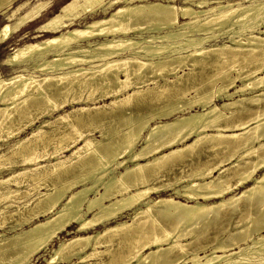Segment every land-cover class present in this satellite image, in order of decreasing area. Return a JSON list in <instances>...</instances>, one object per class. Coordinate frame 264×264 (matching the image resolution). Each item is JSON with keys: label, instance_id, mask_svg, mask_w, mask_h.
<instances>
[{"label": "bare ground", "instance_id": "6f19581e", "mask_svg": "<svg viewBox=\"0 0 264 264\" xmlns=\"http://www.w3.org/2000/svg\"><path fill=\"white\" fill-rule=\"evenodd\" d=\"M17 2L0 0V15L15 20L0 27V44L52 5L40 1L17 18L29 4ZM225 28L228 41L210 45ZM35 30L50 36L2 60L13 74L0 75V227L20 221L0 233V264H33L47 250L44 264L104 255L97 264H246L253 255L264 264V113L247 116L264 112V0H70ZM82 92L85 102L99 92L110 103L44 120ZM40 119L28 137L6 144ZM49 126L66 132L49 135ZM209 152L183 186L172 188L181 178L150 183ZM212 156L221 158L210 165ZM25 181L31 189L22 195L13 187ZM17 195L22 203H4ZM254 204L261 209L244 216L240 236L209 252L189 249L220 215ZM169 219L172 230L162 222ZM73 226L76 235L50 249ZM185 236L190 243L180 242Z\"/></svg>", "mask_w": 264, "mask_h": 264}, {"label": "rangeland", "instance_id": "374dc122", "mask_svg": "<svg viewBox=\"0 0 264 264\" xmlns=\"http://www.w3.org/2000/svg\"><path fill=\"white\" fill-rule=\"evenodd\" d=\"M23 1H27V0H19V2L15 3L13 5V7L16 6V5H18V4H20ZM40 1L43 2V1H46V0H28L29 4L26 6V8L22 9L17 14L16 17L18 18L19 15L23 14L26 10L32 9ZM50 1H51L52 5H51V7H49V9L47 10V12L43 13V16L39 17L35 22H33V23L27 25L26 27H24L17 34H13L8 42H6L4 44H0V75L3 77V79H9L12 76V74H13V71H11V69L9 68V66H7V65L4 66L2 64V60L11 53V50L10 49H12L13 47L21 46L23 44L38 42V41H41V40L49 37L50 35H44L43 33L39 32L38 30H35V28H37L38 25H41V23H43L46 19H48L49 17H51L53 14L57 13L58 10H59V8L62 5L68 3L70 0H50ZM177 4H179V2ZM88 20H89L88 18L87 19L80 20L77 23H75V25L76 26H81L83 23L87 22ZM14 21L15 20L9 21V20H7L5 18V15H0V27L3 26V25H5V24H7V23L13 24ZM234 29H237V28L234 27ZM231 32H232V28H225L222 32L216 33V34H220L221 37H219L216 41L209 42V44L210 45H213L215 43L220 44L221 42L228 41L227 34H230ZM37 34L38 35L41 34V35L38 37V36H36ZM133 34H135V33H131L130 35H133ZM204 76L205 75H203L199 79L203 78ZM163 83H164L163 80L158 82V84H161V85ZM236 85H239V83L236 84ZM189 95H192V94L189 93ZM86 97H87V93L86 92H82V95L80 96V100H82V101H80V102H78L76 104H72L71 101H72L73 96H72V94L71 95L69 94L68 97H67L68 98L67 100H69L70 103L67 104L61 110H59L58 112H55L52 116L47 117V118H44V120H50L51 118H56L58 115L62 114L63 112H69L72 109V107L73 108H77V107H85V106H87V107H90V106L91 107L92 106H103V104L104 105H108L110 103V98L109 97H107V98L106 97H103L102 98L101 97V94H100V98H99V92H96L94 94V96H93L94 97V100L93 101H90V102L89 101H87V102L83 101V99L86 100ZM248 97H249V95H248ZM234 99L236 100L237 98H234ZM224 102L225 101H223V100H218V101H215V104L219 107ZM163 103H165V102H159V103L157 102V105L156 106H158V104L159 105H162ZM136 104H137L136 102L132 103L127 109L128 110L130 109V111L136 109V107H137ZM154 106H155V104H154ZM154 106L152 105V107H150V109L154 110V109L157 108V107H154ZM197 108L198 107H196V110H197ZM150 109H148V110H150ZM259 110L254 109V110L250 111L249 114H247V116L248 115L249 116H253V115H256V114H262V113H264L262 110H260V111ZM42 120L43 119L38 120L37 123H35L33 126L27 128V129H25L22 133L18 134L17 136H14L13 138L8 139L6 144H8V143L10 144L13 141H15L16 139H23V138L28 137L31 134V132L37 126H39V124L41 123ZM156 122L157 121L151 123V125H153ZM83 126H84V128H83ZM83 126H80L81 132L84 131L83 133L86 134V135H88L90 138H96L98 140L100 139V134H99V130L98 129L94 130V132H92L91 134H88V131L90 129L86 125H83ZM55 128H56V126H49V127L46 128L48 130L47 132L49 133V135H53V134H55V133H57L59 131L66 132L65 129L56 130ZM84 129H86V130H84ZM52 132H54V133L52 134ZM49 143H51V144H49ZM49 143L48 144L50 146L49 145H46V147H47L46 149L51 152L52 151V147H53V145H52L53 142H49ZM1 144H3V143H1ZM65 154L66 155H69L70 153L67 152ZM202 154H200V156H198V157L192 158L194 160H188L186 163L182 164V166L180 165V166H177V167L176 166L175 167H171V168L169 167L166 170L161 171L157 175V177L154 178V180L153 179L151 180L150 183L154 184L155 186H159L161 184H166V183H169V182H174V181H176V179L178 180V179L181 178L180 179L181 181L178 182V183H176L172 188H179V187L183 186L187 182V179H188L187 176L189 175V173H191V171H193L195 169L193 167V163L195 161L207 160V157L209 155L210 156L212 155L211 152H209V154H205V153H202ZM216 157L217 158H215L214 156L210 157L208 164H210V165L211 164H214L213 163L214 161L217 162L221 158V157H218V156H216ZM254 158H256V157H253L252 156L250 159L251 160H254ZM17 161H20V160H17ZM18 168L19 167H16L15 170L17 171ZM121 170L122 169H119L118 171H121ZM162 172H163V174H162ZM261 173H262V170H259V172H257V177ZM3 174H6V173L4 172ZM27 184L29 185L30 183H27L25 181L23 183H20V184L14 186L13 188L19 190V192H21V194L23 195V194H25V192H27V190H30L31 189V188L30 189L28 188V185ZM30 187H31V185H30ZM23 191H24V193H23ZM241 191H242V188H238V190H236L235 193L238 194ZM172 193H173V191L170 190V189H168L167 191L166 190H163L162 192L159 190L158 192H154L153 194L152 193L149 194L148 195V198L151 199V200H156L159 197L169 196ZM17 196L14 197V199L8 200V201H6L4 203H9V201H11L10 203H12V204H15V203H19L20 204V203H22L24 201L22 199V197L21 196H18L19 198H21V199H19ZM244 205L241 208L242 210L239 209V211L228 212V213H225L226 215H224V214L223 215H220L219 218H217V220L215 221V223H213V225H210L209 228L204 232V234H203L204 237L202 236V238H200V240L198 242L191 243V245L189 246V249H194V248H197L198 246H201V247L206 246V247H204L205 248V252H209L210 247L212 248L215 245V242H219V241H226L227 242L230 238H235V237L240 236L239 232L241 231V229L243 228V226L246 223L245 222V219H244V216L246 214H249V213H250L249 215H252V212L254 213V211L257 212V211H259L261 209L259 207V205H255V204L253 205V207L252 206H249L250 208L252 207L251 209L249 207H246L247 205L246 206H244ZM240 211H244V212H240ZM25 214L27 215V211L26 210L23 212V215H25ZM129 215H131V212H128V214L126 213L123 216L119 217L118 218V221H128L129 220ZM241 216H242V218H241ZM16 219H17V221H20V218L17 215H15V217L13 216L12 217V220L9 217V220L6 221V223L2 227H0V233L2 235H6V234L9 235V233L7 232L8 227L11 226V223L12 222L14 224L15 223L14 220H16ZM162 222L167 226L168 229H170V230L173 229V227H174L173 226L174 225V220L173 219H169V220H166V222L165 221H162ZM5 225H7V226H5ZM26 227L27 226L23 227V229L26 228ZM74 230H75V228L73 226L70 229H68V231L70 232L69 234L62 233L61 235H59L58 239L54 240V242H53L52 246L50 247V249L55 248L58 245V242L59 241L67 240V239L71 238L72 236L76 235V233L74 232ZM96 230L98 232H100V231L103 230V227H97ZM198 230L196 232H198ZM200 230L201 231H204L205 229L202 228ZM176 231L177 232H179V231L180 232H184L185 231V228H179ZM201 231L198 232V233H201ZM211 232L212 233L214 232L213 235H212ZM88 233H90V231ZM237 234H239V235H237ZM262 234L264 235V229H263V233ZM190 237L192 238V236H185L184 238H181L180 239V242L182 244H188L191 241V238ZM194 244H195V247H194ZM249 245H250V243H249ZM165 248H166V246H165ZM99 250H102L103 251V250H105V247H101V248H99ZM49 251L50 250H47L46 252H43L38 258H35V260H33V264H44L43 260H45L50 255L49 254ZM105 258L107 260L109 258L108 255H104L103 257L97 258V259H95V258L94 259H92V258L91 259H88L83 264H97V262H100L101 259L102 260H105ZM256 258H258V256L257 255H253L252 258H250L251 260L249 262H246V264H253V262H254V260ZM237 262L238 261L236 260L234 262V264H237ZM58 264H62V263H58Z\"/></svg>", "mask_w": 264, "mask_h": 264}, {"label": "crops", "instance_id": "0c3cea01", "mask_svg": "<svg viewBox=\"0 0 264 264\" xmlns=\"http://www.w3.org/2000/svg\"><path fill=\"white\" fill-rule=\"evenodd\" d=\"M38 26H40V25H38ZM38 26H37V27H38Z\"/></svg>", "mask_w": 264, "mask_h": 264}]
</instances>
